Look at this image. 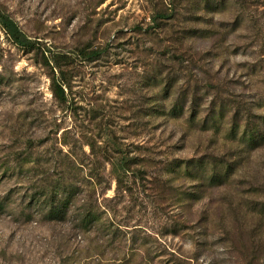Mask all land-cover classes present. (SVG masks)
<instances>
[{"label":"rangeland","instance_id":"obj_1","mask_svg":"<svg viewBox=\"0 0 264 264\" xmlns=\"http://www.w3.org/2000/svg\"><path fill=\"white\" fill-rule=\"evenodd\" d=\"M0 10V264H264V0Z\"/></svg>","mask_w":264,"mask_h":264},{"label":"trees","instance_id":"obj_2","mask_svg":"<svg viewBox=\"0 0 264 264\" xmlns=\"http://www.w3.org/2000/svg\"><path fill=\"white\" fill-rule=\"evenodd\" d=\"M0 21L3 25V27L5 28V30L11 35V37L14 39V41L17 44H24L26 39L22 33V31H20L14 21L8 16L6 15L5 12H3L2 10H0Z\"/></svg>","mask_w":264,"mask_h":264}]
</instances>
